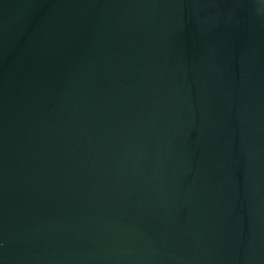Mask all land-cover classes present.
<instances>
[{"label": "water", "instance_id": "obj_1", "mask_svg": "<svg viewBox=\"0 0 264 264\" xmlns=\"http://www.w3.org/2000/svg\"><path fill=\"white\" fill-rule=\"evenodd\" d=\"M0 264H264V0H0Z\"/></svg>", "mask_w": 264, "mask_h": 264}]
</instances>
